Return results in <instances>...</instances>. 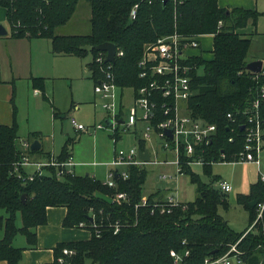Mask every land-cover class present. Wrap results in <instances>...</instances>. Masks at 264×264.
<instances>
[{
  "label": "trees",
  "instance_id": "16d2710c",
  "mask_svg": "<svg viewBox=\"0 0 264 264\" xmlns=\"http://www.w3.org/2000/svg\"><path fill=\"white\" fill-rule=\"evenodd\" d=\"M79 1L0 0V7L6 10L12 38L49 40L50 52L56 56L78 59L90 56L85 68L94 84L103 80L105 72H110L121 90L143 85L137 63L145 45L174 33L212 36V57L191 59L197 70L192 73L194 95L189 102L192 117L217 126L216 140L203 153L206 161L202 165L203 174L212 177V162H218L222 153L231 160L242 148L238 127L232 134L227 130L230 122L226 115L232 113L239 120L237 111L260 98L264 90L263 67L257 74L246 70L251 39L238 32L248 25L255 27L264 13L242 7L221 8L218 0H85L91 12L89 34H58V29L71 20ZM134 5L138 9L136 17L131 19ZM103 43L115 46L114 63L104 62L106 53L95 49ZM99 58L101 62H97ZM34 84L43 89L42 79H34ZM260 111L264 118V98ZM17 131L16 123L0 125V229L3 232L0 261L20 264L24 249L12 245L14 238L21 235L29 247H34L35 229L47 223V209L63 207L66 215L62 226L80 229L79 224L84 223L90 237L57 244L50 264H59L60 257L65 259L63 264H174L170 257L172 250L188 251L187 264H202L206 257L225 254L236 243L243 264H264V217L239 241L248 228L236 234L219 215V208L227 206V194L213 188L212 183L218 178L204 183L185 165L184 174L196 186V198L175 207L168 205L164 200L166 195L160 192L148 195L146 205L141 206L146 179L144 167L127 168L128 178L116 179L115 188L89 175L57 178L53 167H46L43 174H35L31 181H22L13 172L21 158ZM231 135L232 143L228 142ZM38 137L30 134L26 142ZM73 143L72 138L65 140L58 161L70 156ZM138 144L142 149L146 147L144 142ZM118 192L128 195V203L112 201ZM263 195L264 185L257 180L247 194L238 197V203L248 213V227L256 218L255 207L249 203L260 201ZM63 249L74 254L64 256Z\"/></svg>",
  "mask_w": 264,
  "mask_h": 264
},
{
  "label": "built area",
  "instance_id": "2783aa9c",
  "mask_svg": "<svg viewBox=\"0 0 264 264\" xmlns=\"http://www.w3.org/2000/svg\"><path fill=\"white\" fill-rule=\"evenodd\" d=\"M137 9V5L132 7L131 19L136 17ZM218 24L221 25V22ZM201 36H179L174 33L144 46L143 54L137 63L138 77L143 85L137 89H124L132 91L133 100V108L128 111L126 117L123 114L122 105L124 90L115 84L112 74L105 72L103 80L95 84V93L103 96V110L107 115L106 119L112 120V124L108 128L112 130L111 139L114 144L121 140V132L130 128L136 129L138 125L144 123L142 137L137 140L136 145L127 150L120 149L114 152L111 161L112 169L109 172V178L104 182L108 187L115 188V180L118 178L126 180L128 178L126 170L130 166L143 168L146 163H167L176 170L174 175L179 176L185 175L183 170L185 165L192 168L194 165H203L206 162L203 153L216 140L217 126L194 118L189 112V102L194 95L192 73L197 70L196 65H191V59L202 56ZM105 59L103 58L104 62H106ZM101 61V58L97 60V62ZM260 98L257 97L251 101L244 110L237 111L239 120L232 113L226 115L230 122L227 130L232 134L238 127L239 135L242 138V148L232 156L231 160H227L226 155L222 153L221 159L211 164L239 163L253 164L257 167L261 165V159L264 156V118L260 111V104L264 98L263 89ZM71 124L76 131L85 130V127L74 119L71 120ZM168 131H170L171 137L166 134ZM115 133L118 134V137L114 136ZM155 137L161 141L160 147L165 151V156L163 155L157 161L152 162L150 161V149L148 147L140 148L138 142L146 143V141L154 140ZM233 141L234 137L229 136L228 142L232 143ZM30 150V143L26 141L21 143V158L15 164L13 172L22 181H31L35 174H43L46 167H53L56 170L57 178L76 175L71 155L64 161H58L57 157H51L50 159L46 158L44 163L32 162L29 157ZM139 150H148L149 159H139ZM32 165L36 166L38 171L30 175L26 169ZM159 178L165 180L168 177L161 175ZM258 180L264 185V174H259ZM212 186L221 193L228 194L232 191L231 184L224 180L217 179L212 183ZM146 200L147 197H141V206L146 205ZM164 200L172 207L183 204L169 195L164 197ZM112 201L116 204L128 203L129 197L126 193L118 192ZM254 207L256 218L239 241L263 220L264 195L260 201L255 203ZM161 212L164 210L162 209ZM79 226L80 229H84L85 224L80 223ZM92 226L94 225L92 224ZM117 231L118 228L115 226L114 233ZM236 244L232 245L225 254L206 257L202 264H243L241 253L237 251ZM62 254L71 256L74 252L63 249ZM188 255L189 252L186 250L182 252L170 251V257L174 264H187ZM58 262L59 264L63 263L61 259Z\"/></svg>",
  "mask_w": 264,
  "mask_h": 264
},
{
  "label": "rangeland",
  "instance_id": "374dc122",
  "mask_svg": "<svg viewBox=\"0 0 264 264\" xmlns=\"http://www.w3.org/2000/svg\"><path fill=\"white\" fill-rule=\"evenodd\" d=\"M255 3V9L264 13V0H256ZM90 16L89 4L85 0H80L71 20L65 26L60 27L57 33L60 35L89 34ZM248 27L252 28L251 26ZM256 32L253 30L248 36L251 39V47L248 53L250 62L254 58L264 60V16L258 18ZM35 43H38L42 49L34 59L33 69L38 77H43L46 90L44 92L39 91L36 99L37 103L44 107L46 113L43 111L30 113L29 117L22 116L18 119L20 139L26 138L27 130L39 131L40 140L38 139V142L42 145L43 153H48L46 156L50 159L57 157L67 138H72L74 143L72 144L71 156L75 164V174L78 176L89 174L100 181H107L112 169L111 161L114 152L120 149L127 150L136 145L137 140L142 137L144 123L138 125L136 129L130 128L121 132V140L114 144L111 139L112 130L105 127L107 115L103 110V96L95 93V84L89 78V73L85 68L91 57L78 59L69 56H52L49 53V40L37 39ZM211 48L212 37L206 36L201 40L202 56L205 59L212 57ZM44 96H47L52 106L59 111L57 118L53 117L52 106L44 99ZM122 105L123 114L126 117L128 111L133 108L131 90L123 91ZM72 119L84 126L85 130L76 131L71 124ZM98 126L101 128L98 129ZM160 142L155 137L154 140L145 143L146 147L150 149V161L152 162L157 161L165 154V151L160 147ZM30 160L44 163L46 158L33 155ZM144 169L146 179L141 193L142 197L160 192L162 195H169L182 203H191L196 198V186L186 175L175 176L176 170L171 164L146 163ZM27 171L31 175L38 169L32 165L27 168ZM192 171L204 183L212 182V178L216 177L231 184L232 191L227 194V206L220 207L218 212L236 234L244 232L248 228V213L244 206L238 203V197L248 193L250 183L259 174H264V156L259 167L253 164L214 163L211 166L212 177L203 174L202 165L192 166ZM161 175H166L168 178L162 180L159 178ZM17 222L20 225L19 219ZM59 259L65 260L63 257Z\"/></svg>",
  "mask_w": 264,
  "mask_h": 264
},
{
  "label": "crops",
  "instance_id": "0c3cea01",
  "mask_svg": "<svg viewBox=\"0 0 264 264\" xmlns=\"http://www.w3.org/2000/svg\"><path fill=\"white\" fill-rule=\"evenodd\" d=\"M255 2L256 0H218V6L221 8L242 7L245 9H255ZM0 24L7 30V34L0 37V125L11 126L13 123H16L18 128L17 121L22 116L27 118L30 113H40L42 111L46 113L44 107L40 103H37L38 101L36 99L39 91H46L44 84L43 89L34 84V79L43 80V77H38L33 69L34 59L42 48L39 47L38 43H35L37 39L28 40L12 38L10 36L9 25L6 22V10L1 7ZM248 26L238 30V32L249 35V33L254 30V32L257 33L256 26H251L252 28ZM206 36L212 37L211 35H203L200 38V42ZM49 53L51 54L50 51ZM256 59L257 58H255V60ZM258 60L261 59L258 58ZM44 99L52 106L47 96H44ZM52 110L53 117L57 118L59 111L53 106ZM54 113L57 114V117L54 116ZM34 133L38 134L39 137L29 140L30 148L34 141L38 142L40 132H31L27 130L26 138L22 140L20 139L19 130L17 131V145L20 150L21 143L29 139L28 136ZM38 145L39 149L35 150V152H40L29 153V157L31 158L33 155H37L40 158H47L46 154L48 153H43L44 150L41 143L38 142ZM71 149L72 146L69 150L70 155ZM26 172H28L27 169ZM91 177L96 179L94 176ZM257 180L258 177L250 183L249 188L252 184L256 183ZM65 215L66 209L63 207H51L47 209V223L35 229L36 245L34 247H29L25 238L21 235H17L14 238L12 245L16 248L24 249L20 264H50L53 262L54 249L57 244L89 239L90 233L85 229L64 228L62 226V221ZM2 236L3 232L0 229V239ZM0 264H7V262L0 261Z\"/></svg>",
  "mask_w": 264,
  "mask_h": 264
},
{
  "label": "water",
  "instance_id": "95a60500",
  "mask_svg": "<svg viewBox=\"0 0 264 264\" xmlns=\"http://www.w3.org/2000/svg\"><path fill=\"white\" fill-rule=\"evenodd\" d=\"M6 34H7V30L5 29V27L3 25L0 24V37L1 36H5ZM95 49L97 51L106 53V59H105L106 63H114L116 48H115V46L113 44L103 43V44H100V45L96 46ZM262 67H263V61L255 60V61L249 62L246 65V70L251 72V73L257 74V73L261 72ZM120 123H121V121H120ZM111 124H112V120L111 119H109V118L105 119V127L108 128V127L111 126ZM166 134L169 137H171L170 131H168ZM38 149H39L38 142L34 141L32 143V145H31V150L35 151V150H38ZM138 157L141 160H148L149 159L148 150H144V151L139 150L138 151ZM21 199H22V201H24L25 195H22ZM255 203H256L255 200H253L252 202L249 203V206L250 207H254Z\"/></svg>",
  "mask_w": 264,
  "mask_h": 264
}]
</instances>
